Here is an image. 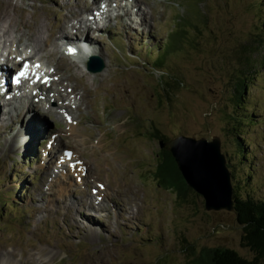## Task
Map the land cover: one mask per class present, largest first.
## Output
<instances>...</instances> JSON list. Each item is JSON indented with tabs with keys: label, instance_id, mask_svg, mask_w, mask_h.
Returning <instances> with one entry per match:
<instances>
[{
	"label": "rangeland",
	"instance_id": "obj_1",
	"mask_svg": "<svg viewBox=\"0 0 264 264\" xmlns=\"http://www.w3.org/2000/svg\"><path fill=\"white\" fill-rule=\"evenodd\" d=\"M107 2L0 0V12L13 21L7 39L15 31L16 41L38 50L31 35L45 27L39 37L44 32L48 46L39 51L49 72L58 67L77 86L78 96L65 104L79 109L70 136L66 115L43 110L45 89L35 100L39 117L28 124H35L34 135H41L37 124L46 134L30 149L15 145L25 139L17 137L27 124L19 116L24 107L0 123V258L9 264H192L194 254L217 247L252 258L234 212L207 211L194 190L181 199L157 182L160 145L152 135L218 137L239 195L264 197V0H138L146 24L134 9L130 18L140 28L115 4L108 20L101 16L97 8L107 12ZM90 16L101 27L90 37L106 63L97 74L73 65L61 46L52 51L51 35L61 25ZM240 82L246 84L241 117L251 114L252 124L235 120ZM0 107L3 118L8 106ZM241 135L247 162L237 157L235 136Z\"/></svg>",
	"mask_w": 264,
	"mask_h": 264
},
{
	"label": "bare ground",
	"instance_id": "obj_2",
	"mask_svg": "<svg viewBox=\"0 0 264 264\" xmlns=\"http://www.w3.org/2000/svg\"><path fill=\"white\" fill-rule=\"evenodd\" d=\"M127 1L130 3V5L125 4V6L122 7V6H120V4H116V2H114L112 0H108V2H107L108 5L106 7H108L109 9L107 10V12L105 9H100V7H98L97 9L99 10V12L101 11V16H103L105 14L106 19L108 20L109 15L107 13L111 12L110 7L112 6V4H115V11H119V10L121 11L122 10V12H123L121 17H128L134 23L135 27L137 26V28L141 27L139 25V23H141L142 26H144L146 24L145 23V17H144L145 14L143 12L144 10H142V8L139 7L140 3H138V0H127ZM137 7L140 9V11L142 13L141 15L138 12ZM91 9H92L91 7L85 8L86 11L91 10ZM130 9L135 10L134 16L136 18H138V17L140 18L139 23H136V21L134 19L130 18V17H132V13H131ZM142 16L144 18H142ZM8 17H9L8 12H2V11L0 12V25L1 26L4 25V24L2 25L1 22L5 23V27L3 26L4 28H2L0 26V40H1L2 46L4 48H7V51L0 50V60L2 61L3 64H5L3 66H0V90H1L0 91V105H7L9 108L7 110V112L4 111V114H3L4 116H3V118H0V123L3 124L8 119L9 120H10V118L12 119V113H11L12 108L18 115V114H20L22 107H24L26 109V111L24 110L25 112L19 116H22L24 118V121L27 122V124H24V122H23V125L21 126V130L19 132L20 134L18 133L17 137L26 139V136H27L29 138L26 140L24 139L22 142H20V143L24 142L23 145H19V144H15V145H18V147L20 146L21 148L23 147L22 149H24V147L27 149L34 147V145H35L34 143L38 141V138L40 136L42 137V135L46 134V131L44 134H42L43 128L41 125L37 124L38 132H40L41 135H38V134L34 135L33 133L36 131V128L34 127L35 124L32 123L33 126H31V124H28V122H30L31 121L30 119H33L34 117L35 118L39 117L38 114L37 115L33 114V111L35 109H37V110L42 109L39 106L38 102L35 100L38 99V97L41 98L43 95V91L45 89H47V91L49 90V92H48L49 95H47V97L45 96V98H46L45 101L47 103V107H44L43 110L46 113L47 112H53L58 117H63V115H66V118L72 122V128L68 132V134L71 133L70 136H72L75 132V127H77V125H78V123H77L78 122L77 111L79 109H78V106H75L73 108L71 106L66 105L65 101L72 99L73 97L75 98V96H78V91L75 89V88H77V86H75V88H74V87H72L70 82H66V81H68V79L65 80V78H64L65 76H62L58 67H55L54 72L48 71L49 73H46V72L43 73L42 70L44 68L43 66L46 65L44 63V60L46 57L39 50H41L42 48H47L49 40L47 42V38H48L47 34H46L47 37H45V36H44L45 38L43 37L44 32L42 33V39L39 36H40L41 30L45 29V27L44 28L37 27L36 29H34L36 32L33 35H31L33 38L32 40L37 43V47H38L37 48L38 50H34L30 44L25 43V45H23V43H21V41H19V42L16 41V37L19 36L18 35L19 33L15 34L16 36H13L15 31L12 33V37H10L9 39H7L5 37V36H8V34L12 31L10 29H11V26H12L11 24L13 21H12V19H9L10 17L9 18ZM73 18H69V20L65 24L61 25L60 31H58L56 34L51 35V37L53 36V40H54L53 41L54 45H52L53 46L52 51H54L56 49L58 51L63 50V51H65V58L70 60V62L73 63V65L78 66L79 62H80V63H82V65H84L85 68H87V62H88V59L90 58V56L101 55L100 54V45H98L97 40H92L91 37H93V36L90 37L91 33L95 34L96 31H98L101 28L99 26H97L96 22L91 23V21L88 19L76 18V17L74 19ZM21 27L26 28V25H23ZM5 39L7 41H5ZM19 39H20V37H19ZM49 39H50V37H49ZM10 41H12V42H10ZM90 41L94 44L93 47L91 46ZM60 46L62 47V50L60 49L61 48ZM95 46L98 48H95ZM94 48H95V50H94ZM19 52H25L27 54H31L30 58H32V59L38 58V60L34 61L33 63L29 62L30 59L23 60L22 62L18 61L17 53L19 54ZM71 52H74L75 55L77 56V58H79L78 60H80V61H77V59L73 58V56L70 54ZM50 56H52V55H50ZM9 63H12V65L14 67L22 66V71L24 70V65H28L27 73L32 74V77H31L32 83L34 82L33 78L35 77V75H36V77H38L40 75L41 76L40 80L44 77H49L50 80L47 84H41L40 80H39L38 83L36 84L38 90H36L37 92H35L34 94L26 92L25 89L22 87V85H20V87L17 89L19 91H21V96L16 98L15 95H11L13 88L10 84V81L9 82L6 81V75H8L9 70H10L8 67ZM55 75H57L58 77L55 81H53L52 77ZM54 85L56 86V88H52V86H54ZM80 97L82 98L81 95H80ZM80 97H79V100L81 99ZM24 101L27 102L26 106H22ZM0 114H2V108L1 107H0ZM39 114L42 115L44 113H39ZM46 115H44V116H46ZM42 123H44V122H42ZM28 125H30L29 129H28ZM45 130H46V128H45ZM32 137H35L37 139L34 140V138H32ZM68 137H69V135L67 136V138ZM28 140H30V141H28ZM40 141L41 140H39V142ZM88 175H86V176L88 177ZM85 180H87V179L85 178ZM107 198H111V197L107 196ZM103 199L104 198H101V201ZM113 203H114V211H115V209H116L115 206L118 204H116V201L115 202L113 201ZM90 206H91V202H90ZM128 211L134 213V209H132V208H129ZM137 213L138 212H136L134 214H137ZM121 214H123V211H121ZM119 215L120 214L117 212V219L119 218ZM9 263L7 262L5 257L0 258V264H9Z\"/></svg>",
	"mask_w": 264,
	"mask_h": 264
},
{
	"label": "trees",
	"instance_id": "obj_3",
	"mask_svg": "<svg viewBox=\"0 0 264 264\" xmlns=\"http://www.w3.org/2000/svg\"><path fill=\"white\" fill-rule=\"evenodd\" d=\"M258 44L260 47L262 46L261 41L258 42ZM166 51L167 46L164 45L163 52L165 53ZM158 61L161 63V60L158 59L157 63H159ZM251 66L253 70H255L257 68L256 62L251 64ZM245 89L246 84L244 82L238 83L236 92L233 96L237 108L236 110H239L236 111L235 120H237L238 123L243 122V124L250 122L249 116H252L251 114H248L241 117L240 110H243L244 108L242 102L244 101ZM152 137L159 141L164 139L159 133L153 134ZM235 139L238 154L237 157L242 162H247L250 158L246 155V146H249L247 141L244 139L243 135L235 136ZM158 159L159 163L155 173L157 182L168 188H173L181 199L186 198L190 193L191 188L185 182L168 148H160ZM242 167L244 169L249 168L247 164ZM228 168L231 173V178L233 179L235 175L233 174L234 172L231 171L229 163ZM249 172L251 173V171ZM232 185L234 190V213L238 224L243 228L241 244L243 247L250 250L253 254L252 258L243 257L237 251L230 248H204L199 254H194L192 264H264V197H256L251 191H248L246 195L241 196L239 195V189L241 190L242 187L240 188L238 183L236 182L235 184L233 181Z\"/></svg>",
	"mask_w": 264,
	"mask_h": 264
},
{
	"label": "water",
	"instance_id": "obj_4",
	"mask_svg": "<svg viewBox=\"0 0 264 264\" xmlns=\"http://www.w3.org/2000/svg\"><path fill=\"white\" fill-rule=\"evenodd\" d=\"M88 70L94 74L106 68L105 60L92 56ZM161 149L168 148L187 185L204 198L207 211L234 212V190L226 156L218 137L212 140L179 135L159 141Z\"/></svg>",
	"mask_w": 264,
	"mask_h": 264
},
{
	"label": "snow or ice",
	"instance_id": "obj_5",
	"mask_svg": "<svg viewBox=\"0 0 264 264\" xmlns=\"http://www.w3.org/2000/svg\"><path fill=\"white\" fill-rule=\"evenodd\" d=\"M28 65H24V70L19 73V76L16 78V83H19V77H25L27 75Z\"/></svg>",
	"mask_w": 264,
	"mask_h": 264
}]
</instances>
